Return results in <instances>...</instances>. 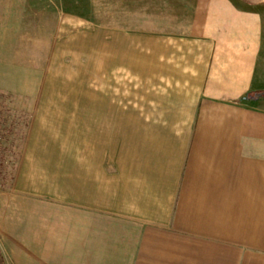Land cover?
I'll list each match as a JSON object with an SVG mask.
<instances>
[{"label": "crops", "instance_id": "1", "mask_svg": "<svg viewBox=\"0 0 264 264\" xmlns=\"http://www.w3.org/2000/svg\"><path fill=\"white\" fill-rule=\"evenodd\" d=\"M135 12L104 22L88 76L70 204L103 247L72 249V264H264L260 14L231 0Z\"/></svg>", "mask_w": 264, "mask_h": 264}, {"label": "rangeland", "instance_id": "2", "mask_svg": "<svg viewBox=\"0 0 264 264\" xmlns=\"http://www.w3.org/2000/svg\"><path fill=\"white\" fill-rule=\"evenodd\" d=\"M231 1L264 27V0ZM150 4L0 0V264H72V249L103 247L70 204L72 166L86 162L88 76L101 67L104 22L122 8L129 26L136 10L149 23Z\"/></svg>", "mask_w": 264, "mask_h": 264}]
</instances>
